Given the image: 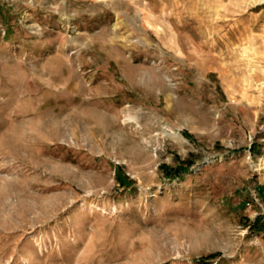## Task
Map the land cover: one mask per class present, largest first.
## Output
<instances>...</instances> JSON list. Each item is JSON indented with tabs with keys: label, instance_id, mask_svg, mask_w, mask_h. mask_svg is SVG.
Masks as SVG:
<instances>
[{
	"label": "rangeland",
	"instance_id": "obj_1",
	"mask_svg": "<svg viewBox=\"0 0 264 264\" xmlns=\"http://www.w3.org/2000/svg\"><path fill=\"white\" fill-rule=\"evenodd\" d=\"M258 216L264 0H0V264H264Z\"/></svg>",
	"mask_w": 264,
	"mask_h": 264
},
{
	"label": "trees",
	"instance_id": "obj_2",
	"mask_svg": "<svg viewBox=\"0 0 264 264\" xmlns=\"http://www.w3.org/2000/svg\"><path fill=\"white\" fill-rule=\"evenodd\" d=\"M187 166H189L188 160H180V164L177 167H173L164 163L160 165V169L164 172L167 177H169L170 179H174L177 175L182 173V169ZM118 177L120 183L124 185H129L132 182L129 177L123 176L121 173L118 174ZM245 222H250L251 227H253L255 230H264V224H261V216H258L255 221H251L250 219L245 218Z\"/></svg>",
	"mask_w": 264,
	"mask_h": 264
}]
</instances>
